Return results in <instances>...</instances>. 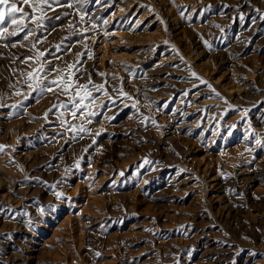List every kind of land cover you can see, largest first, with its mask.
Masks as SVG:
<instances>
[{
  "label": "rangeland",
  "instance_id": "obj_1",
  "mask_svg": "<svg viewBox=\"0 0 264 264\" xmlns=\"http://www.w3.org/2000/svg\"><path fill=\"white\" fill-rule=\"evenodd\" d=\"M60 4L39 25L29 19L23 32L0 39V144L9 146L0 151V240L21 246L19 264H243L248 252L264 264V202L251 199L264 192L263 178L236 181L230 194L214 186L220 174H253L264 159L256 143L264 128L253 120L264 107V0ZM215 30L223 36L212 37ZM41 64L46 85L70 77L74 88H30L27 73ZM146 81L163 93L150 94L154 103L144 101ZM167 84L180 85L172 101L190 98L188 119L198 123L175 131L162 120ZM80 85L91 92L88 110L74 107ZM26 207L27 225L14 226L13 213ZM5 252L0 264H16Z\"/></svg>",
  "mask_w": 264,
  "mask_h": 264
},
{
  "label": "bare ground",
  "instance_id": "obj_2",
  "mask_svg": "<svg viewBox=\"0 0 264 264\" xmlns=\"http://www.w3.org/2000/svg\"><path fill=\"white\" fill-rule=\"evenodd\" d=\"M149 1V0H148ZM152 1V0H151ZM234 2V1H233ZM156 3V2H155ZM128 4V3H127ZM124 5H126V4H124ZM130 5V4H129ZM189 10V9H188ZM91 12V11H90ZM255 12V11H254ZM257 12V11H256ZM168 14V13H167ZM171 14V13H170ZM173 14V13H172ZM253 14V13H252ZM257 14V13H256ZM260 14V13H259ZM255 15V14H254ZM261 15V14H260ZM165 16V15H164ZM234 17V16H233ZM238 17V16H237ZM260 17V16H259ZM197 18V17H196ZM189 19V18H188ZM187 19V20H188ZM240 19V18H239ZM260 19V18H259ZM179 20V19H178ZM238 20V19H237ZM253 20V19H252ZM174 21V20H173ZM173 21H172V23H173ZM169 23V22H168ZM178 25V24H177ZM183 25H185V24H183ZM199 25V24H198ZM172 25H170V27H171ZM173 27V26H172ZM198 27V26H197ZM225 27V26H224ZM248 27V26H247ZM188 28V27H187ZM219 28V27H218ZM183 29V28H182ZM191 29V28H190ZM162 32V31H161ZM194 32V31H193ZM196 32V31H195ZM203 32V31H202ZM243 33V32H242ZM200 35V34H199ZM175 36V35H174ZM212 37H216V38H218V37H220V36H223V30H215L214 32H213V34L211 35ZM226 36V35H225ZM177 37V36H176ZM200 37V36H199ZM197 35H194L192 38H191V40L190 41H194V42H196L197 41V38H199ZM241 37V36H240ZM173 38V37H172ZM181 38H184V37H181ZM211 38V37H210ZM180 39V37H178L177 38V40H179ZM182 44V42H179V44ZM242 43V42H241ZM187 44V43H186ZM253 45V44H252ZM186 46V45H185ZM198 46V45H197ZM182 47V46H181ZM245 47V46H244ZM183 48V47H182ZM210 51V50H209ZM186 52V51H185ZM218 52V51H217ZM227 52V51H226ZM160 54V53H159ZM152 55V54H151ZM221 55V56H220ZM224 56H228L226 53L225 54H219V58H220V60H222V59H224ZM141 57V56H140ZM229 57V56H228ZM227 57V58H228ZM144 58V57H143ZM230 58V57H229ZM233 58V57H232ZM243 59V58H242ZM145 60V59H144ZM234 60V59H233ZM236 60V59H235ZM136 61V60H135ZM138 61V60H137ZM159 61H160V59H159ZM244 62V61H243ZM153 63V62H152ZM259 63V62H258ZM235 64V63H234ZM212 66V65H211ZM235 66V65H234ZM140 67V66H139ZM127 69V68H126ZM133 70V69H132ZM147 70V69H146ZM155 69H152V70H149V71H146L145 72V74L143 75V79H144V81L145 80H147L149 77H150V75H149V73H151L152 71H154ZM247 70V69H246ZM249 70V69H248ZM91 71V70H90ZM183 71V70H182ZM230 71V70H229ZM180 72V71H179ZM203 72V71H202ZM246 72V71H245ZM132 73V71L131 72H129V74H131ZM248 73V72H247ZM126 74V73H125ZM148 74V75H147ZM232 74V73H231ZM132 75V74H131ZM248 75V74H247ZM264 75V74H263ZM262 75V76H263ZM262 78V77H261ZM154 79V78H153ZM166 79V78H165ZM197 80V79H196ZM262 81V80H261ZM147 82V81H146ZM188 82H189V80H188ZM231 82V81H230ZM263 82V81H262ZM127 83V82H126ZM148 83L149 82H147V84H145V82H143V84L141 85V87L140 88H142V90H143V93H144V101L147 103V101H150L151 102V100H152V98H149V96H150V94L151 93H156L157 94V98L158 97H160L163 93L162 92H160V91H156V90H154V89H159V88H157V87H154V88H152V86H149L148 85ZM169 83V82H168ZM232 83H234V82H232ZM151 85V84H150ZM221 85V84H220ZM237 85V84H236ZM225 86V85H224ZM223 86V87H224ZM186 87H187V85H186ZM208 87V86H207ZM240 87V86H239ZM127 88H129L130 90H137L138 89V86H132V84H131V82H129L128 83V85H127ZM180 88V85H177V84H175V85H164L162 88H160V89H164L165 91V93H169V95H168V97H167V100L166 101H163L164 103H162V106L160 105V107H158L157 108V105H156V108H154V110L155 109H158L161 113V118H162V120H164L165 122H169L170 124L169 125H171V127H172V129H174L175 131H177L178 129H180V128H183L185 125H187V124H189V123H198V119H199V117L200 116H196V118L194 117V119H192V120H190V119H188L189 118V114H190V105L192 104V105H194V103H192V102H189L190 101V98H189V100H187L186 101V98L184 97V95H179L177 98H176V100L173 102L172 101V98H173V96L175 95V93H177V89H179ZM233 88V86H230L228 89H232ZM256 88V87H255ZM204 89V88H203ZM250 90V89H249ZM245 91V90H244ZM248 91V90H247ZM183 92V91H182ZM185 92H187V91H185ZM64 93V92H63ZM67 93V92H66ZM196 93V92H195ZM192 94V93H191ZM191 94H190V96H191ZM258 94V93H257ZM178 95V94H177ZM196 95V94H195ZM243 95V94H242ZM256 95V94H255ZM40 96V95H39ZM145 96H147V97H145ZM191 97H193V95L191 96ZM194 97H196V96H194ZM236 100L237 101H241V100H244V99H246V97H247V94H245L243 97L238 93V94H236ZM155 98V97H154ZM159 99V98H158ZM220 99V98H219ZM204 100V99H203ZM220 101V100H219ZM224 101V100H223ZM222 101V102H223ZM200 102H201V100H200ZM221 102V101H220ZM248 102H250V101H248ZM263 102V101H262ZM151 103H154V102H151ZM264 107H262L261 109H260V111H258L257 113H255L254 112V119L253 120H255V122L257 121L259 124H260V126L258 127V129L260 128H264V109H263ZM90 109V108H89ZM199 114V113H198ZM219 114V113H218ZM158 115V114H157ZM207 116V115H206ZM205 116V117H206ZM233 116V115H232ZM75 117V116H74ZM209 118V117H208ZM218 118H219V116H218ZM11 120V119H10ZM205 120V119H204ZM135 121V120H134ZM106 122V121H105ZM208 122V121H207ZM217 123H219L218 121H216ZM94 123V122H93ZM216 123V125L215 126H218L219 124H217ZM225 123V122H224ZM247 123V122H246ZM214 124H215V122H214ZM13 125V124H12ZM206 125V124H205ZM205 125H204V127H205ZM239 125V124H238ZM195 126V125H194ZM166 127V126H165ZM193 127V126H192ZM206 127H208V125L206 126ZM205 127V128H206ZM169 129H171L170 127H169ZM168 129V130H169ZM232 129V128H231ZM65 130V129H64ZM189 130V129H188ZM204 130V129H203ZM203 130H201V131H203ZM213 130V129H212ZM264 130V129H263ZM172 131V130H171ZM210 131V130H209ZM247 131V130H246ZM258 131V130H257ZM256 131V132H257ZM173 132V131H172ZM212 132H215V131H212ZM227 132V131H226ZM180 133V132H179ZM201 133V132H200ZM49 134V133H48ZM87 134V133H86ZM171 134V133H170ZM178 134V133H177ZM216 134V133H215ZM226 134V133H225ZM224 134V135H225ZM184 135V134H183ZM263 135V134H262ZM210 136H212V135H210ZM259 136V135H258ZM170 137V136H169ZM173 137V136H172ZM184 137H186V134H185V136ZM224 137V136H223ZM263 137V136H262ZM191 139V138H190ZM158 140V139H157ZM161 140V139H160ZM196 141V140H195ZM226 141V140H225ZM96 142V141H95ZM181 142V141H180ZM193 143V142H192ZM49 145V144H48ZM97 145V144H96ZM222 150V149H221ZM224 151V150H223ZM222 151V152H223ZM249 151H251V150H249ZM253 152V151H252ZM248 155V154H247ZM242 156V155H241ZM263 157V156H262ZM262 157H260L259 159H257L256 161H255V163L252 165V171L253 172H251V173H253V174H247V173H249V172H244L245 171V169L247 168H240L239 170H237V174H236V176H234V179L232 180L231 178H229V176H227L225 173L224 174H220V175H218L217 176V179H216V185H214V186H216V187H219L220 189L222 188L224 191H226V193L228 192L229 194L230 193H234L235 192V190H236V181H239V182H241V181H244L245 183H252L253 181H256V180H258L259 178L258 177H256L258 174H260V175H258L260 178H263V180H264V159L262 158ZM232 158V157H231ZM262 158V159H261ZM40 159V158H39ZM229 159V158H228ZM234 159H236V158H234ZM252 160V159H251ZM73 163V162H72ZM251 163V162H250ZM222 164H224V163H222ZM217 166V165H216ZM220 166H223V165H220ZM226 166V165H225ZM245 166V165H244ZM174 167V166H173ZM250 168V169H251ZM79 169H80V167H79ZM249 169V168H248ZM247 170V169H246ZM38 172V171H37ZM168 174V173H167ZM214 174H216V173H214ZM255 174V175H254ZM217 175V174H216ZM170 177V179H168L166 182H165V186L166 187H168L170 184H171V180L175 177V175H174V177L173 176H169ZM149 179V178H148ZM167 179V178H166ZM144 181V180H143ZM149 181V180H148ZM85 183V182H84ZM30 184V183H29ZM171 188V187H170ZM174 188V187H173ZM164 189V188H163ZM167 190H169V189H167ZM172 190V189H171ZM257 190V189H256ZM147 191V190H146ZM217 191H219V190H217ZM143 192V191H142ZM165 192V191H164ZM223 193V192H222ZM222 193H220L221 195H222ZM227 193V194H228ZM167 194V193H166ZM225 194V193H224ZM238 194H240V193H238ZM251 194V193H250ZM150 195V194H149ZM163 195V194H162ZM226 195V194H225ZM224 195V196H225ZM247 195V194H246ZM249 195V194H248ZM151 197H154V194H152V195H150ZM149 196V197H150ZM156 196V195H155ZM218 196V195H217ZM227 196V195H226ZM229 196H231V195H229ZM252 196V198L251 199H253L254 201H256V203L257 202H259L260 204L262 203L263 204V202H264V192H261V193H256V194H252L251 195ZM219 197H221V196H219ZM227 198V204H226V202H225V205H227L226 207H228L229 206V204H230V202H231V199H229V197H226ZM40 199H42V198H40ZM225 199V198H224ZM230 200V201H229ZM254 203V202H253ZM259 206V205H258ZM264 206V205H263ZM225 207V206H224ZM238 207V206H237ZM131 208V207H130ZM260 208V207H259ZM262 208V207H261ZM14 209V208H13ZM133 209V208H132ZM256 209H257V207H256ZM31 210H34V213L35 212H37L38 210L36 209V208H33V209H31ZM235 210V209H234ZM28 211H30V210H28V208L26 207V209L25 210H17V211H15L13 214V221H11L12 222V224L15 226V225H21V224H24V225H27V219H26V217H27V215L29 214V212ZM251 212V211H250ZM256 212H258V210L256 211ZM32 213V212H31ZM33 213V214H34ZM233 214V213H232ZM2 219V218H1ZM4 224V223H3ZM2 225V224H1ZM13 226V227H14ZM2 230V229H1ZM31 232V231H30ZM25 235V234H24ZM7 237V236H6ZM31 240V239H30ZM0 259H1V255L5 252V251H9V253H10V255H11V260H12V262L14 263H16V264H19L22 260H23V257H24V255L22 254V253H20L19 252V249L21 248V246H16V245H14V244H10L7 240H5L4 238L3 239H1L0 240ZM205 246V245H204ZM212 247H214V246H212ZM211 248V247H210ZM218 248V247H217ZM26 250V249H25ZM218 250V249H217ZM204 254L205 255H208V254H211L210 252V249H208V248H206V249H204ZM6 253V252H5ZM8 253V252H7ZM7 256V255H6ZM214 256V255H213ZM253 252H248L247 254H246V257H245V262L243 263V264H257L256 263V261L254 260V259H252L253 258ZM3 257H4V255H3ZM5 258V257H4ZM209 258V257H208ZM7 259V258H6ZM199 260V259H198ZM204 260H206V259H204ZM261 260H263V259H261ZM202 261H203V259H202ZM219 261V260H218ZM204 263V262H203ZM193 264H201L199 261H197V262H194Z\"/></svg>",
  "mask_w": 264,
  "mask_h": 264
},
{
  "label": "snow or ice",
  "instance_id": "obj_3",
  "mask_svg": "<svg viewBox=\"0 0 264 264\" xmlns=\"http://www.w3.org/2000/svg\"><path fill=\"white\" fill-rule=\"evenodd\" d=\"M86 2L87 0H68L67 6L71 8L73 7L74 3L82 5L83 3H86ZM97 2H99V0H97ZM173 3H174V0H173ZM20 4L28 6V8H30L31 11H25L24 7L20 6ZM53 6H57V7L61 6L60 0H20L19 4L17 2H13V0H0V39H7L8 36H16L18 35V33L23 32L25 28H27L26 22L29 19H31L32 21H36L37 24L39 25V23H42L43 20L45 19L46 10H51ZM148 7L151 8V6H148ZM152 10L155 11L154 9ZM77 11H80V8H77ZM257 11H259V9H257ZM37 13H39V15H37ZM67 14L68 13H64V15H67ZM180 14L181 16H184L183 11H181ZM85 15L86 13L81 12L82 20ZM157 15L159 14L157 13ZM57 19H59V17H57ZM10 28H11V31H9ZM84 31H88V29L85 28ZM31 35H32V32L31 30H29L27 34L24 36V39L27 40L28 37ZM204 43L208 44L207 41H204ZM208 46L211 47V45H208ZM172 47L176 49L175 45H172ZM69 67H72V66L69 65ZM42 72H45V69H44V66L41 64L39 66V71L34 70V72L27 73L28 80L24 82L28 83L29 81H32L33 83H30L29 85L30 88H32L33 90H35V88H38L41 93L45 92L46 90L52 91L53 86H55L57 90L68 92L70 89H73L75 86L76 82L71 81L70 77L68 80H65L63 77H60V76L49 81L48 84L46 85L44 83L46 76L40 75V73ZM192 75L196 76L197 73L193 71ZM89 83H91V81H89ZM208 86L210 88L212 87V85L210 84ZM93 87L103 88V85L93 86ZM80 89L84 90L83 95H81ZM213 91H215V89H213ZM122 94L127 96V93H122ZM76 95L80 96V100H79L78 105L74 104V107L85 106V101L91 98V92L88 90L86 85H80L78 88H76ZM217 95L219 94L217 93ZM3 106L4 105L0 104V107H3ZM13 107H15V105H13ZM133 107H136L135 103L133 104ZM85 110H88L86 106H85ZM141 116H143L142 113H141ZM143 119L147 121L149 118L143 117ZM151 123L155 125L156 121L153 119L151 120ZM256 143L260 145L261 147H264V140L257 139ZM6 147H9V146L0 144V151H3ZM52 187H55V185H53ZM55 196L57 198H64L65 193H63L62 191H57L55 192ZM43 211L44 209L41 208V212ZM29 223H31V221H29ZM96 255L99 256L100 253L97 252ZM253 255H257V253L253 252Z\"/></svg>",
  "mask_w": 264,
  "mask_h": 264
}]
</instances>
